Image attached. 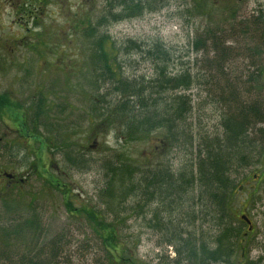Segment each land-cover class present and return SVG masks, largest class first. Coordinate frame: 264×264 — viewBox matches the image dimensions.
I'll return each instance as SVG.
<instances>
[{
	"label": "rangeland",
	"instance_id": "rangeland-1",
	"mask_svg": "<svg viewBox=\"0 0 264 264\" xmlns=\"http://www.w3.org/2000/svg\"><path fill=\"white\" fill-rule=\"evenodd\" d=\"M65 2L61 7L54 4L46 7L47 15L42 17L41 25V29L47 28L45 37L36 36L38 31L32 29V22L28 18L22 19L14 12L9 13L3 2L0 5V88L1 93L8 97L10 106L0 116V170L16 177L18 186L11 189L15 196L26 193L39 197V202L44 205L46 221L65 227L70 235L68 254L72 264H107L100 239L83 219L75 218L68 212L63 194L56 189L54 175L68 184L59 187L62 190L70 189L74 207L89 202L103 208L100 205L102 200L98 197V191L104 184L102 165L117 153L128 156L143 167L166 166L172 168L174 173L192 164L197 159L196 152L204 138L210 139L219 134L223 115L236 105L231 104V109L216 104L217 94L225 82L217 78L220 74L217 69H206L209 63L217 62L215 53L209 52L205 58V51L212 48L197 53L194 43L200 39L208 46L210 41L205 39V35L224 29L219 36L223 43L226 41L223 46L234 47L233 52L241 50L245 43L251 42V38L246 37L242 30L259 15L260 9L264 8V0H145L147 9L141 16L124 18L104 29L118 46L129 40L140 44L162 43L171 55L169 68L174 74L191 68L195 85L187 94L191 97L193 110L184 123L176 124V130L184 131L185 135L175 144L170 143L164 128L142 135L135 141H127L118 134L119 128H111L97 116L91 115L92 101L99 100L97 88L94 86L93 90L91 87L93 67L89 65L85 53L89 50L82 42V34H78L80 41L77 42L71 37L74 32L70 23L81 16L96 21L111 0ZM29 27L31 30L27 29ZM260 39L258 37L244 47L262 44ZM42 46L46 47L48 53L42 51ZM34 47L39 50L35 52ZM118 58L124 62L122 70L127 77L148 80L155 74L154 63L145 56L137 53L128 55L122 51L118 52ZM251 60L243 54L235 55L224 64V71L232 79L240 77V82H236L239 101L244 104L257 102L264 109V80L259 83L263 85L261 91L242 94V88L252 89L253 82L248 81L254 70ZM105 87L108 88V84ZM176 93L169 91L159 98V106L167 105L169 98ZM116 97L111 94L107 99ZM44 108L45 113H40L35 122V111ZM22 113H28L27 124L37 126L38 133L25 129L30 131L20 137L15 127L23 121ZM257 127L264 129V124H256L254 128ZM43 135L54 138L52 142L49 141V146ZM68 153L85 155L91 169L74 168L67 157ZM244 171L241 192L234 199L236 215L233 220L239 224L245 220L242 215H246L252 222L254 232L250 234L246 248L242 249L244 256L241 261L264 264L263 144H258L251 165ZM4 186L7 187V184L0 182V190ZM131 202L130 199L125 204L128 210L123 215L127 220L120 226L129 253L143 264H176L175 249L167 244L166 235L149 226L154 225L152 212L130 214ZM151 206L157 205L152 203ZM195 208L199 217L195 229L191 231L194 230L204 240H210L217 227L210 217L202 218L206 210L201 213L200 206ZM176 212L173 215L176 220L188 219L189 202ZM107 217L112 219L111 214H107ZM234 260H238V255L235 254ZM180 264L192 263L184 260Z\"/></svg>",
	"mask_w": 264,
	"mask_h": 264
},
{
	"label": "trees",
	"instance_id": "trees-1",
	"mask_svg": "<svg viewBox=\"0 0 264 264\" xmlns=\"http://www.w3.org/2000/svg\"><path fill=\"white\" fill-rule=\"evenodd\" d=\"M118 8H122L121 11H116ZM146 9L147 6L141 5L140 0H117L102 11L96 21L86 16L73 20L74 23H70L74 32L71 37L77 42L80 41L78 34H82V42L89 50L85 53L89 65L93 67L91 87L93 90L94 86L97 88L99 99L92 101L91 115L97 116L111 128H119L118 134L127 141H135L142 135L164 128L170 143L175 144L185 135L184 131L176 130V124L184 123L193 110L191 97L187 94L195 85L191 68L174 74L169 68L171 55L162 43L140 44L129 40L118 46L108 31L104 30L124 18L141 16ZM84 21L88 23L84 24ZM252 22L242 30L246 37L251 38V42L244 45L252 44L258 37L263 41L262 44H254L253 47L243 45L241 50L233 52L234 47L223 46L226 41L223 43L219 38L224 29L205 35V39L210 41L208 46L200 39L194 43L197 53L212 48L211 51H205V58L209 52L215 53L217 62L209 63L206 69H217L220 73L217 78L225 82L217 94L216 104L231 109V104L236 105L223 115L219 134L210 139L204 138L196 152L197 159L192 164L174 173L172 168L166 166L143 167L128 156L117 153L102 165L104 184L98 191V197L102 200L100 205L103 208L90 205L89 202L74 207L70 189L62 190L59 187L68 184L54 175L56 189L63 194L68 212L75 218L83 219L97 235L107 264H143L129 253L120 230L127 220L123 213L128 210L125 204L130 199V214L152 212L154 225L149 226L166 235L167 244L175 249L176 264L184 260L192 264H255L241 261L244 256L242 249L246 248V242L254 229L250 230L252 224H247L244 219L239 224L234 222L236 214L233 204L241 192L244 170L251 165L258 144L264 145L263 127L254 128L256 124H264V109L257 102L244 104L239 101V86L236 82H240V77L232 79L224 71V64L228 60L243 54L253 60L250 62L254 70L248 79L253 82L252 89L242 88V94L250 95L263 89L259 83L264 80V8L260 9ZM122 51L151 59L154 76L148 80L125 76L122 70L124 62L118 58V52ZM61 56L64 55L61 53ZM62 61L64 63L65 59ZM211 78L216 80V77ZM169 91L177 93L169 98L167 105L159 106V98ZM111 94L117 97L107 99ZM0 102L2 111L10 107L5 94H0ZM40 113H45V108L35 111V122ZM6 114L9 115L8 112ZM22 114L23 121L16 124L20 137L31 129L38 133L37 126L27 124L28 113ZM44 137L49 146V141L52 142L54 138ZM67 157L74 168L91 169L85 155L68 153ZM11 189L7 186L0 190V264H72L68 254L70 235L65 227L46 221L44 205L39 202V197L26 193L15 196ZM188 202V219L176 220L173 215ZM152 203L157 206H151ZM195 206L201 207V213L206 210L202 218L210 217L217 227V232L209 237L210 240H204L194 230L191 231L195 229L199 217ZM107 214H111V220ZM235 254L238 260H234Z\"/></svg>",
	"mask_w": 264,
	"mask_h": 264
},
{
	"label": "flooded vegetation",
	"instance_id": "flooded-vegetation-1",
	"mask_svg": "<svg viewBox=\"0 0 264 264\" xmlns=\"http://www.w3.org/2000/svg\"><path fill=\"white\" fill-rule=\"evenodd\" d=\"M77 1L80 3L82 0H77ZM106 1H110V0H106ZM2 2L5 3L6 10L9 13L14 12L15 14L20 15L22 19L28 18L29 21L32 22V25H33L32 29L38 31L36 35L37 37L42 36V35L45 37L47 35V28L44 27L43 29H41V25L43 22L42 17L44 15H47V12L45 10L46 7L51 4L61 7L66 4L65 0H0V5ZM112 2H115V0H111L110 3L107 2L108 8ZM140 4L147 6V4L145 3V0H140ZM1 11L2 9L0 8V12ZM27 29L31 30L30 27ZM34 48H35V52L39 50L38 47H34ZM43 48L44 49L42 51L48 52V51H45L46 47H43ZM0 94H2L1 88H0ZM2 112L3 111L0 106V116H2L3 114ZM15 129L18 130V127L16 126ZM0 142H2V138H0ZM0 182H2V184H7V186L10 188H14L18 186V181L16 177L11 173H7L2 170H0Z\"/></svg>",
	"mask_w": 264,
	"mask_h": 264
},
{
	"label": "water",
	"instance_id": "water-1",
	"mask_svg": "<svg viewBox=\"0 0 264 264\" xmlns=\"http://www.w3.org/2000/svg\"><path fill=\"white\" fill-rule=\"evenodd\" d=\"M243 219H245V221H247L248 224H251L250 219L247 218V216L243 215L242 216ZM252 229V226L250 225V230Z\"/></svg>",
	"mask_w": 264,
	"mask_h": 264
}]
</instances>
